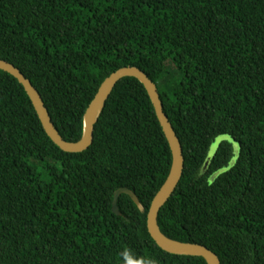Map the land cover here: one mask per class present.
<instances>
[{
	"label": "trees",
	"instance_id": "trees-1",
	"mask_svg": "<svg viewBox=\"0 0 264 264\" xmlns=\"http://www.w3.org/2000/svg\"><path fill=\"white\" fill-rule=\"evenodd\" d=\"M0 58L38 90L60 135L81 137L105 77L135 65L156 83L182 146L157 222L220 264H264V0H0ZM219 135L229 142L209 156ZM171 151L143 84L118 80L90 146L48 137L0 69V264H207L150 236L146 214ZM132 190L142 204L114 191Z\"/></svg>",
	"mask_w": 264,
	"mask_h": 264
},
{
	"label": "water",
	"instance_id": "water-1",
	"mask_svg": "<svg viewBox=\"0 0 264 264\" xmlns=\"http://www.w3.org/2000/svg\"><path fill=\"white\" fill-rule=\"evenodd\" d=\"M0 69L12 75L23 86L32 102L44 131L53 143L66 152H81L90 146L93 139L94 125L116 82L127 76L138 79L143 84L150 98L156 117L162 127L171 151V166L169 173L154 195L146 214L147 230L155 243L164 251L180 255L200 256L204 258L207 264H220V259L217 254L208 247L198 243L172 239L166 236L159 228L157 222L158 212L172 195L182 176L184 157L179 138L164 112L163 103L160 99L156 83H154L143 70L135 65H126L119 67L105 77L83 113L81 137L76 141H68L60 135L59 131L54 126L38 90L32 85L30 80L26 78L14 64L2 58H0ZM121 193L128 194L138 208L141 211L144 210L142 204L132 190L127 187H120L114 191L113 195L112 211L114 213H120L117 207V198Z\"/></svg>",
	"mask_w": 264,
	"mask_h": 264
},
{
	"label": "rangeland",
	"instance_id": "rangeland-1",
	"mask_svg": "<svg viewBox=\"0 0 264 264\" xmlns=\"http://www.w3.org/2000/svg\"><path fill=\"white\" fill-rule=\"evenodd\" d=\"M227 141L231 145L232 149V157L228 160L227 167L223 168V170L230 167L234 162L239 152V144L231 139L228 135H219L215 138L214 142L209 146L208 155L211 156L214 151L217 149V146L221 143Z\"/></svg>",
	"mask_w": 264,
	"mask_h": 264
}]
</instances>
